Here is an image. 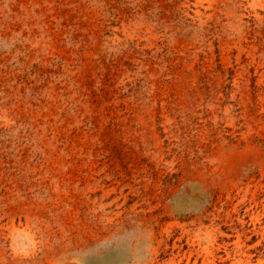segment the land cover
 <instances>
[{
  "label": "rangeland",
  "instance_id": "374dc122",
  "mask_svg": "<svg viewBox=\"0 0 264 264\" xmlns=\"http://www.w3.org/2000/svg\"><path fill=\"white\" fill-rule=\"evenodd\" d=\"M0 264H264V0H0Z\"/></svg>",
  "mask_w": 264,
  "mask_h": 264
}]
</instances>
